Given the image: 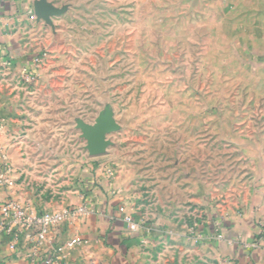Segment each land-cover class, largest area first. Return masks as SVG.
I'll use <instances>...</instances> for the list:
<instances>
[{
	"label": "rangeland",
	"instance_id": "rangeland-1",
	"mask_svg": "<svg viewBox=\"0 0 264 264\" xmlns=\"http://www.w3.org/2000/svg\"><path fill=\"white\" fill-rule=\"evenodd\" d=\"M32 5L45 31L33 56H47L37 72L56 60L46 101L57 109L40 141L26 124L15 135L14 186L54 200L53 212L93 180L174 231L264 215V0ZM100 125L105 147L92 156L86 132Z\"/></svg>",
	"mask_w": 264,
	"mask_h": 264
},
{
	"label": "crops",
	"instance_id": "crops-1",
	"mask_svg": "<svg viewBox=\"0 0 264 264\" xmlns=\"http://www.w3.org/2000/svg\"><path fill=\"white\" fill-rule=\"evenodd\" d=\"M31 10L32 0H0V150L6 154L11 168L9 183L0 187V204L16 201L29 212L40 214L57 208L53 206L54 200L35 198L28 188L14 186L23 158L11 147L22 143L15 135L23 124L31 130L26 140L40 141L47 114L57 109L51 106L54 102L46 101L55 95L50 84L56 77L52 71L56 60L37 72L34 83L26 82L20 75L22 68L31 69L33 53L45 45L44 25L32 21ZM7 61L10 68L4 66ZM2 164L0 158V168ZM29 168L30 163L27 172ZM99 187L92 180L84 190L81 186L76 188V194L64 205L74 208L86 203L92 212L73 224H65L56 233L59 241L73 237L80 240L79 245L62 255L61 264H223L224 260L227 261L224 264H264L261 210L248 218L217 220V216L211 215L193 231L187 228L174 231L160 222L145 224L128 201L116 194V189ZM124 215L140 225L137 232L129 231L122 219ZM15 232L19 233L17 229ZM9 241L0 227V264H39L45 255V249L34 255L22 234L14 251L9 248Z\"/></svg>",
	"mask_w": 264,
	"mask_h": 264
},
{
	"label": "built area",
	"instance_id": "built-area-1",
	"mask_svg": "<svg viewBox=\"0 0 264 264\" xmlns=\"http://www.w3.org/2000/svg\"><path fill=\"white\" fill-rule=\"evenodd\" d=\"M46 54L34 55L31 60V69L23 68L20 74L28 83H33L37 79V70L44 64ZM4 66L10 68L9 61ZM0 158L2 159V167L0 168V187L9 183L8 175L10 166L6 154L0 150ZM91 210L86 203H82L74 208H65L61 211L42 212L33 214L16 201H8L0 204V227L2 231L10 238L9 248L15 250L17 246L18 236L22 234L24 240L30 244L34 255L45 249L44 257L39 264H61V257L68 250L73 249L80 244L77 237L59 241L55 235L58 230L65 224H73L76 219L85 218L91 214ZM119 212H124L123 208ZM123 221L127 224L130 232H137L140 225L136 223L129 215L123 216ZM18 230L17 234L15 230Z\"/></svg>",
	"mask_w": 264,
	"mask_h": 264
},
{
	"label": "water",
	"instance_id": "water-1",
	"mask_svg": "<svg viewBox=\"0 0 264 264\" xmlns=\"http://www.w3.org/2000/svg\"><path fill=\"white\" fill-rule=\"evenodd\" d=\"M34 12L37 16H44V8L40 4H35ZM105 133L106 129L104 125H100L92 131L86 132L87 137V150L90 155H100L105 147Z\"/></svg>",
	"mask_w": 264,
	"mask_h": 264
}]
</instances>
